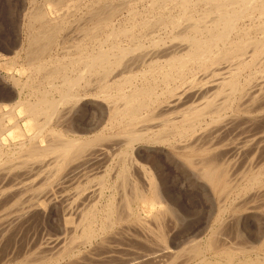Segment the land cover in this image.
Returning <instances> with one entry per match:
<instances>
[{"label":"bare ground","instance_id":"6f19581e","mask_svg":"<svg viewBox=\"0 0 264 264\" xmlns=\"http://www.w3.org/2000/svg\"><path fill=\"white\" fill-rule=\"evenodd\" d=\"M72 1L30 0L27 45L4 62L26 78L10 71L15 99L0 90V251L13 219L38 216L48 233L72 228L60 236L74 247L51 249L64 264L134 243L159 264H264V226L236 230L240 212L264 217V0ZM67 186L80 195L61 202ZM201 204L219 227L178 233Z\"/></svg>","mask_w":264,"mask_h":264},{"label":"rangeland","instance_id":"374dc122","mask_svg":"<svg viewBox=\"0 0 264 264\" xmlns=\"http://www.w3.org/2000/svg\"><path fill=\"white\" fill-rule=\"evenodd\" d=\"M39 2H41V0H38V2H35V5L36 6H40V4H39ZM73 2V5H76V3H77V0L75 1V3H74V1H72ZM37 3V4H36ZM69 4V6H66V5H64L63 7H61V11L60 12H63V13H65L66 12V10H69V8H70V12L69 13H73V7H71V6H73V5H71L72 3H68ZM67 4V5H68ZM33 3H31L30 2V0H0V90L1 91H4L3 89H9V94H11L12 93V95H13V98H14V91H11V85H13V83H12V81H10V77H9V75H10V71H15V74H17V76L18 77H24V79L26 78V74H22L21 72H19V71H17L16 69H11L10 68V66H7V65H5L4 64V62H6L8 59H10V58H12L14 55H15V51H18L19 50V48L21 49V47L25 44V45H27V35L29 34V28H28V25H27V23H28V13H29V11H30V9H33V7L35 6ZM46 7L48 8V10L51 12V14H52V16L53 17H56V16H60L61 15V13H59V9L60 8H54V6H52V5H49V4H46ZM62 8H63V10H62ZM68 8V9H67ZM71 8H72V10H71ZM65 9V10H64ZM75 27V26H74ZM73 27V28H74ZM73 28H71L69 31H71V32H68L69 34L68 35H66L67 34V32L65 33V37H66V39L69 41V39H70V37H71V39L72 38H75L76 37V35L77 34H75V31H74V29ZM74 34V35H73ZM73 36V37H72ZM70 39V40H71ZM25 40H26V42H25ZM69 43H70V41L68 42V43H66L65 44V46L68 44V46H69ZM24 45V46H25ZM21 46V47H20ZM14 47H16V48H14ZM14 48V49H13ZM13 51V52H12ZM12 52V54L13 55H11L10 53ZM18 97V96H17ZM15 98H16V96H15ZM14 98V99H15ZM4 110H8V106L7 105H5L4 106ZM2 113V111H0V114ZM9 122V124L11 123L10 122V120L8 121L7 120V123ZM158 150H159V148H158ZM83 184H87L88 182L87 181H84V182H82ZM91 184L92 183H88L87 184V186H91ZM96 184V183H95ZM95 184H93V185H95ZM93 185L90 187L91 188V190H92V187H93ZM95 186H98V185H95ZM65 187V186H64ZM74 187V186H73ZM73 187H71V188H69V186H67L66 188H65V190H64V188L62 187L60 190H58L57 192H59L60 194H61V199H60V194H58L57 193V196H58V198L60 199V200H62L61 202H63V200H66L67 199V197L66 196H73L74 194H76V196H78V195H80V191H77V189H78V187L77 186H75L74 188ZM68 188V189H67ZM90 188L88 189L89 191H90ZM96 189V187H93V189ZM71 190V191H70ZM88 190H87V192H88ZM61 191H64V192H62L61 193ZM67 191V192H66ZM70 194V195H69ZM188 194V195H187ZM28 196L30 195V193H28L27 194ZM64 195H66V196H64ZM28 196H26V198H28ZM62 196H64V197H66V199H64ZM194 196V197H193ZM195 196L196 195H194V194H192L191 192H187V193H185L184 194V197H186L185 198V200L188 202V203H190V202H196V200L198 199L199 200V198L197 197V198H195ZM30 198H31V196H29ZM221 197V196H220ZM220 197H218V201H219V199H220ZM73 198H75V195L73 196ZM193 198V199H192ZM221 199H224V196L223 197H221ZM28 200H29V198H28ZM193 200V201H192ZM197 200V201H198ZM241 200V199H240ZM20 201V204H21V202L23 201H27L24 197H22L21 198V200H19ZM220 202H223V200L221 201L220 200ZM241 201H238V203H237V205L238 204H242V203H240ZM24 203H26V202H24ZM23 203V204H24ZM207 204V202H206V200L204 199V201H202V204ZM19 204V205H20ZM202 204H201V206H199L198 208H196V209H191V211H193V212H191L190 211V213H188L187 214V216H186V219H185V221H180L179 222V224H181V225H179L178 224V226H176V227H179V229H180V231H179V229L177 230V232L178 233H181L182 235H185L186 234V232L188 231L187 229H189L188 227H189V225H190V227H192L193 226V224L194 225H196L195 227L196 228H198L197 229V232L199 233V234H201V237H206L209 233H210V229H213L214 227H219L218 225L219 224H217V223H219L218 222V219H217V216H218V211H219V209H215L214 211H211V210H209L210 208L209 207H205V209H201L202 208ZM22 205V204H21ZM18 206V204H16V207ZM20 207V206H19ZM88 207V206H87ZM11 209H13V211H11V212H13L11 215H10V217H12V219L16 216V214L14 213L16 210H14L15 209V207H13V208H11ZM11 209H9V210H11ZM196 210H198V212L196 211ZM210 211H211V213H210ZM204 212V213H203ZM147 213V214H146ZM206 213V214H205ZM244 215H242V214ZM143 214L145 215V216H148L149 215V211H147V210H144L143 211ZM241 214V215H240ZM240 214H238V215H240V217L238 216V215H236V216H238V218H236V216H235V218L236 219H239L240 218V222L242 223V225H241V227L239 226V227H237L236 226V223H231V224H233V225H230L229 224V229H228V227L225 229V236H232V237H230V239L231 240H233L234 238H236L235 237V235L237 234H235V232L236 231H233V230H235L232 226H236V230H237V232L239 231V229L240 230H243V228L245 227V225L246 224H248L249 226H251V227H253V228H258V227H263L264 226V217H263V215H261V214H254V215H250V214H248V213H243V212H240ZM250 216V217H252V218H250L248 215ZM203 215V216H202ZM231 215V212H229V213H227V217L228 216H230ZM259 215V216H258ZM14 216V217H13ZM191 216V217H190ZM201 216V217H200ZM209 216V217H208ZM246 216V217H245ZM249 218H248V217ZM255 216V217H254ZM257 216V217H256ZM262 218H261V217ZM35 218H33V217H31L32 219H29L30 221H32V222H35V223H32V222H30L28 219H25V220H17L16 218L15 219H13V227H12V229H11V232H9V235H10V237H9V235H8V240H6V242L4 243V245H3V250L1 249V251H0V253H1V255H0V264H21V261L23 260V259H25L27 262L29 261H31L30 263L28 262V264H64V263H66V262H68V258L67 259H65V260H63V262L61 261V260H59L58 258H59V256H58V253H60L61 252V249L63 250L64 248V244L62 243V242H64L65 240H67L66 239V237L65 236H70V234H71V237H72V233L71 232H73V230H72V228H71V226H69L70 228H71V230H68L69 231V233H68V231L66 232V230H62V229H60V230H62V231H59L58 229H57V232H55L56 230V228H57V225H55V229H54V227H52V228H50L51 230V234H52V237L54 238H52L51 237V234L50 233H48L49 232V230L48 229H46L47 227H49V226H47V227H45V223H44V228L42 227V225H43V219L41 218L40 219V217H38L37 216V218H38V220H36L37 218H36V216H34ZM200 217V218H199ZM259 217H260V219H259ZM214 218H216V219H214ZM244 218V219H243ZM254 218V219H253ZM257 218V219H256ZM34 219H35V221H34ZM40 219V220H39ZM202 219V220H201ZM205 221H204V220ZM236 219H234V220H236ZM243 219V220H242ZM15 220H17V223L15 222ZM209 220V221H208ZM217 220V221H216ZM245 220V221H244ZM252 220V221H251ZM256 220H257V222H256ZM261 220V221H260ZM263 220V221H262ZM190 221V222H189ZM250 221V222H249ZM27 222H29V223H27ZM39 222V224H37ZM41 222V223H40ZM239 222V225L241 224ZM185 224V227H184V224ZM192 223V224H191ZM250 223V224H249ZM14 224H16V225H14ZM37 224V225H36ZM40 224H42V225H40ZM187 224V225H186ZM235 224V225H234ZM253 226H252V225ZM263 224V225H262ZM20 225V226H19ZM22 225H23V228H22ZM27 226V228H29V229H27L25 226ZM30 225V226H29ZM34 227H33V226ZM216 225V226H215ZM262 225V226H261ZM16 227V229H15V227ZM39 226V227H38ZM204 226V227H203ZM257 226V227H256ZM19 227V228H18ZM20 227H21V232H20ZM187 227V228H186ZM212 227V228H211ZM25 228V229H24ZM231 228H233V229H231ZM237 228H239V229H237ZM24 229V230H23ZM33 229V230H32ZM38 229V230H37ZM40 229H42L41 231V233H40ZM44 229H46V230H44ZM54 229V230H53ZM177 229V228H176ZM263 230H264V227L262 228ZM32 230V231H31ZM186 230V231H185ZM227 230H229V231H227ZM12 231H13V233L14 234H12L11 235V233H12ZM20 232V235H19V233H17V232ZM44 231V232H43ZM53 231V232H52ZM232 231V232H231ZM16 232V233H15ZM36 232H38V234H39V236L42 238L43 237V235H44V238H42L43 239V241L44 242H42V239L40 238V240H38L39 238V236H38V234L36 233ZM46 232H47V234H46ZM229 232H231V234L229 233ZM30 235H32V234H34L35 236H29V234ZM36 233V234H35ZM67 235H66V234ZM229 233V234H228ZM232 233H233V235H232ZM43 234V235H42ZM58 235V237H57V235ZM63 234L65 235L64 237H61V236H63ZM69 234V235H68ZM13 235H14V237H17L18 235H19V239H18V237L17 238H13ZM25 235V236H24ZM30 237H28V236ZM48 235V236H47ZM50 235V236H49ZM53 235H55V236H53ZM61 235V236H60ZM12 236V237H11ZM24 236V237H23ZM37 236V237H36ZM46 236V237H45ZM22 237H23V239H22ZM27 237H28V239L30 240L31 238L32 239H35L34 237H36V238H38L37 240H32L31 239V242H30V245H32L33 244V246H30L28 243L29 242H27ZM50 237H51V239H50ZM70 237V238H71ZM234 237V238H233ZM264 237V236H263ZM10 238H12L13 240H15V242L12 240V239H10ZM49 240H48V239ZM57 238V239H56ZM59 238V239H58ZM69 238V239H70ZM19 241H21V239H22V242L24 241V243H25V240H26V243L24 244L23 243V245H22V243H20V242H17L18 240ZM63 239V240H62ZM28 240V241H29ZM51 240H53V241H51ZM59 240V241H58ZM263 240H264V238H263ZM39 241V242H38ZM46 241V242H45ZM47 241H48V243L50 244L51 242L53 243V245L52 244H50V246H48L49 244L47 243ZM50 241V242H49ZM61 243L63 246H62V248L60 247L59 249L58 248H56L57 250H58V253H57V251L55 252H53L51 249L53 248V250H55V245H54V243L56 244V243ZM11 242H13V243H11ZM18 244H17V243ZM69 241L67 240V242L66 243H68ZM8 243H10V244H8ZM18 245L17 246V248H16V245ZM19 243H20V245H19ZM37 243V244H36ZM42 243V244H41ZM58 243V244H59ZM65 243V242H64ZM129 243V242H128ZM6 244V245H5ZM13 246H12V245ZM34 244H36V247H35V245ZM58 244H56V245H58ZM61 244H59V245H61ZM69 244V245H68ZM67 245L65 244V246H67V249L70 247V246H73L74 247V245L71 243V241L68 243ZM71 244V245H70ZM138 244V243H137ZM136 244V245H137ZM189 244V243H188ZM187 243H186V245L189 247V245H188ZM25 245L27 246L28 245V248H29V250H28V248H25ZM47 245V246H46ZM133 246L131 247V246H129V245H121L120 246V248L118 249L119 250V253L121 252L122 254V256H120L119 254H117V255H114V256H117V257H114V259L112 260V259H108V258H110L111 256V254H113V253H111L110 252V249L107 251V249H106V251H105V249H102V250H97V252L95 251V254H94V252H92L93 254H90V253H86L85 254V256L87 255V257L85 258V256L83 257L84 259H86V260H84V261H87V263H91L92 262V260H93V262H95V263H93V264H118V260L119 259H121V258H123V256H127L128 258H125V259H121V263L119 262V264H126V262L125 261H127L129 264H142L143 263V261L144 262H147V263H144V264H149V261L151 260V256H148V255H146L145 254V256H143L142 254V252L141 251H138L139 250V248L137 249V248H135L136 247V245H135V243L134 244H132ZM135 245V246H134ZM139 245V244H138ZM137 245V247H139ZM10 246V247H9ZM15 246V247H14ZM43 246V247H42ZM46 246V247H45ZM53 246V247H52ZM129 246V247H128ZM185 245L183 244V247H184ZM187 246H185L184 248H187ZM9 247V254L7 253V251H8V249H5V248H8ZM32 247H33V249H32ZM34 247H35V249H34ZM41 247V249H39ZM50 247V248H49ZM57 247V246H56ZM72 247V248H73ZM75 247H79L82 251H85L84 249V247H82V246H79V245H77V246H75ZM82 247V248H81ZM13 248H15L14 250H13ZM23 248V251H21V249ZM46 248H48V250H51L54 254H52V252H51V254H50V252L46 249ZM71 248V247H70ZM124 249V251L122 250V249ZM127 248H131V250L132 251H130L129 249H127ZM135 248V249H134ZM12 249V250H11ZM16 249H18V251L16 250ZM27 249V252L25 251ZM45 251V253H44V251ZM47 250V252H49V253H47L46 252V250ZM134 249V250H133ZM5 250H7L6 252H5ZM19 250H20V252H19ZM32 250V251H31ZM37 250H42V252H40L39 251V255L40 256H42L41 258H40V256L39 255H37L36 253L38 252ZM60 250V251H59ZM69 250V249H68ZM122 250V251H121ZM126 250V251H125ZM129 250V251H128ZM12 251V252H11ZM14 251V252H13ZM17 251V252H16ZM25 251V252H24ZM29 251V252H28ZM99 251V252H98ZM134 251V253L135 254H132V252ZM5 254H4V253ZM108 255H106L105 253ZM137 252H138V255H137ZM141 252V254H139ZM6 253H7V255H9L8 257L6 256ZM18 254V256L19 255H21V257H19V259H16L15 258V256H14V254L17 256V254ZM23 253V254H22ZM57 253V254H56ZM99 253V254H98ZM102 253L104 254V255H102ZM125 253V254H124ZM127 253H129V254H127ZM11 254L14 256V258H13V256H11ZM35 254H36V256H35ZM44 254H46L45 256H47V257H45L44 259H43V255ZM47 254H50V255H47ZM130 254H132V256L130 255ZM33 255V256H32ZM53 255V256H52ZM89 255V256H88ZM106 256V257H102V260L101 259H99L100 258V256ZM131 256V260L129 261V258H130V256ZM137 255V256H136ZM142 255V256H141ZM150 255V254H149ZM5 256V258H3V257ZM51 256H52V258H51ZM134 256V257H133ZM137 258H136V257ZM140 256V257H139ZM150 258H148V257ZM12 257V258H11ZM28 257V258H27ZM33 257H36V258H32ZM58 257V258H57ZM108 257V258H107ZM144 257L145 258H147V259H144ZM7 258H8V260H7ZM31 258V259H30ZM37 258H39L40 259V261H39V259H37ZM105 258H107L106 260L108 261V260H110V262H111V260L113 261L112 263H110V262H107L106 260H104ZM116 258V259H115ZM139 258V259H138ZM143 258V260H141ZM3 259H5V260H3ZM14 259V261H12ZM28 259V260H27ZM47 259V260H46ZM51 259V260H50ZM56 259V260H55ZM58 259V260H57ZM89 259H91V260H89ZM118 259V260H117ZM127 259V260H126ZM132 259H133V261H132ZM137 259V260H136ZM149 259V260H148ZM156 259V257H154L152 260H153V262L154 263H152V264H159V258H157L156 259V262L154 261ZM1 260H3V261H1ZM10 260V261H9ZM16 260H18V261H16ZM32 260H34V261H32ZM35 260H37V261H39V262H37V261H35ZM45 262H44V261ZM96 260V261H95ZM116 260V262H114ZM123 260H125L124 262H123ZM141 260V261H140ZM152 260L150 261V264H151V262H152ZM7 261V263H5ZM9 261V262H8ZM16 261V262H15ZM24 261V260H23ZM22 261V262H23ZM61 263H60V262ZM91 261V262H90ZM103 261V263H101ZM137 261V262H136ZM139 261V262H138ZM98 262H100V263H98ZM107 262V263H106ZM133 262V263H132ZM136 262V263H135ZM24 264H27V263H24Z\"/></svg>","mask_w":264,"mask_h":264}]
</instances>
